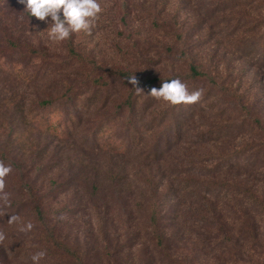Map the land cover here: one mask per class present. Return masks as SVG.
Returning <instances> with one entry per match:
<instances>
[{"label":"rangeland","instance_id":"obj_1","mask_svg":"<svg viewBox=\"0 0 264 264\" xmlns=\"http://www.w3.org/2000/svg\"><path fill=\"white\" fill-rule=\"evenodd\" d=\"M214 2L100 0L103 11L91 34L73 33L68 39L54 43L47 36L50 17L40 21L23 11L24 5L18 0H0V157L3 156L0 161L20 165L23 159L35 158L37 166H44L41 174L36 175V184L45 190L53 182L70 186L53 202L68 204L73 210L57 219L59 238L79 248L105 247L112 255L111 261L118 258L119 262L122 258V264H232L227 255L216 259L211 253L202 254L199 244L184 245L176 240L167 249L171 260L161 261L145 233L146 220L133 215V201L128 196L133 191V178L147 181L152 176L162 193L169 183L177 187V181L185 178L180 171L196 165L192 162L197 155L209 152L215 156L258 135L252 130L241 137L200 141L207 137L206 131L211 127L242 117L231 109H222L223 103L213 101L204 83L189 79L183 60L194 58L204 66L218 67L221 72L231 70L228 80L234 79L236 84L242 77V82L251 89L260 85L255 79L262 81L260 73H263L252 59L239 56L230 38L221 37L222 30L215 25L217 19L205 14ZM122 5H129L128 16L121 11ZM117 67L132 68L138 86L144 90L139 94L136 112L124 111L110 130L109 134L118 138H126L128 122L150 124L154 111L170 105L155 98L142 102L150 96V91L141 85L144 78L178 75L190 93L202 91L197 103L181 104L174 111L181 121L185 119L184 138L179 147L164 153L157 161L138 156L125 158L116 154L114 144L106 146L103 139L94 138L100 123L114 117L117 105L123 104L132 90L136 94L128 78L113 74ZM153 99L158 105L156 109L149 108ZM259 116L264 124V112ZM49 118L50 123H61V130L68 122V129L63 132L41 128L39 122ZM201 132L204 133L200 138ZM122 185L125 191L119 193ZM157 196L162 197L159 193ZM210 197L225 212L227 205ZM147 208L144 205L143 209ZM256 214L258 237L264 246V210ZM22 238L10 237L7 249L12 244L16 249L18 243L27 247L32 242L30 236ZM250 254L251 262L234 264L264 263V254L253 250ZM100 256L88 254V264L114 263H107Z\"/></svg>","mask_w":264,"mask_h":264},{"label":"trees","instance_id":"obj_2","mask_svg":"<svg viewBox=\"0 0 264 264\" xmlns=\"http://www.w3.org/2000/svg\"><path fill=\"white\" fill-rule=\"evenodd\" d=\"M122 8L125 9H121L123 14L128 16L129 5H122ZM205 14L217 19L215 25L222 30L221 37L230 38L239 56L252 59L263 73H260L262 81L255 79L260 85L251 89L249 84L242 82V77L236 84L234 79L228 80V75L233 73L231 70L221 72L218 67L212 64L204 66L194 58L183 60L189 79L204 83L206 93H212L213 101L223 103L222 109H231L242 117L239 121L234 118L231 122L218 123L206 131L207 137L201 138L204 133L201 132L200 141L206 143L222 137H241L252 130L258 135L215 156L209 152L197 155L192 162L196 165L186 166L180 171L185 178L177 181V187L173 182L169 183L162 193L152 176L147 181L141 177L133 178V191L130 190L128 196L133 201V215L138 214L146 220L148 230L145 233L149 235L161 261L171 260L167 249L176 240L184 245L188 242L199 244L202 254L211 253L216 259L227 255L226 259L232 264L238 261L249 263L252 261V250L264 254V246L258 237L256 214L264 210V124L258 117L264 112V0H215ZM113 74L125 78L136 76L134 70L128 67H117ZM174 78L182 79L178 75L146 77L141 85L150 91L152 87H160L162 80ZM138 97L132 90L124 103L117 105L114 117L100 123L94 138L98 141L103 139L106 146L114 144L116 154L125 158L138 156L142 160L157 161L164 153L181 145L185 119L181 121V116L174 112L180 105H169L165 110L154 111L150 124L141 126L137 122H128L126 138L109 134L124 111L136 112ZM148 98L154 97L150 95L142 102L148 101ZM157 106L154 99L149 104V108L156 109ZM50 120L43 119L39 122L40 127L46 130L52 127L63 132L68 129V122L61 130V123L53 124ZM5 164H10L13 171L6 177L5 187L10 195V207L0 211V231L6 237L0 243V264H32L31 255L41 250L46 251V256L39 264H88L90 253L101 255L100 258L107 263L122 264V258L119 262H116L118 258L111 261L112 255L105 247L96 249L84 245L79 248L58 237L57 219L73 210L68 204L56 205L53 202L70 186L53 182V186L45 190L36 184V175L41 174V167L44 166H37L35 158L23 159L20 165L13 162ZM124 189V185L119 186V193H123ZM158 193L162 197L157 196ZM210 196L215 202L227 205L225 212L215 206ZM144 205H148L146 210ZM11 215H18L20 222L9 224ZM52 219L55 223H51ZM28 221L33 223V229L30 232L19 231L20 226ZM100 230L102 227H99ZM17 235L22 239L30 236L32 242L27 247L18 243L16 249L13 244V248L9 245L7 249L8 239ZM125 261L128 262V259L125 258Z\"/></svg>","mask_w":264,"mask_h":264},{"label":"clouds","instance_id":"obj_3","mask_svg":"<svg viewBox=\"0 0 264 264\" xmlns=\"http://www.w3.org/2000/svg\"><path fill=\"white\" fill-rule=\"evenodd\" d=\"M24 5V10L30 17L34 16L40 21H46L50 17L51 27L47 33L48 39L54 43L62 42L73 33L84 32L91 34L103 11L100 0H18ZM61 13L62 17L61 18ZM129 83L133 85L136 94L144 90L139 87V81L135 75L130 76ZM156 100H163L170 105L197 103L202 91L189 92L187 85L179 78L162 80L159 88L152 87L149 93ZM13 171L12 166L0 161V211L10 207V195L5 191L6 177ZM21 218L18 215H11L8 223H18ZM34 225L31 221L22 224L21 232H30ZM4 232L0 231V243L5 240ZM46 256V251L41 250L31 255L32 264L39 262Z\"/></svg>","mask_w":264,"mask_h":264}]
</instances>
